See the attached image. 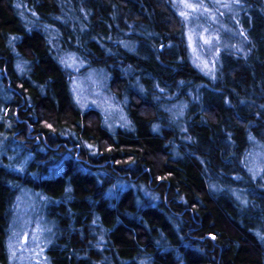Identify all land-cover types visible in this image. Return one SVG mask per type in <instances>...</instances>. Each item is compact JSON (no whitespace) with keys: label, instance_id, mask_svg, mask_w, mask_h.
<instances>
[{"label":"trees","instance_id":"trees-1","mask_svg":"<svg viewBox=\"0 0 264 264\" xmlns=\"http://www.w3.org/2000/svg\"><path fill=\"white\" fill-rule=\"evenodd\" d=\"M239 6L208 76L175 0H0V264L23 189L49 264H264V0ZM69 52L127 125L79 106Z\"/></svg>","mask_w":264,"mask_h":264},{"label":"rangeland","instance_id":"rangeland-1","mask_svg":"<svg viewBox=\"0 0 264 264\" xmlns=\"http://www.w3.org/2000/svg\"><path fill=\"white\" fill-rule=\"evenodd\" d=\"M175 2L179 14L181 11L190 13L188 18L180 16L186 27L193 64L206 75H213L221 51L237 45L233 38L241 37L242 32L238 29L241 16L239 3H235L234 0H221V3L231 4V8L228 9L215 3V0H203V4L211 9L209 14L202 10L193 12L191 9H185L180 0ZM191 2L199 4L201 0H191ZM69 56L74 57V63L68 60ZM61 61L73 74L71 80L73 95L82 109L100 110L105 123L113 129L128 124L124 108L110 93L108 78L104 76V73L102 74L96 68H90L72 52L63 54ZM65 61L68 62L65 63ZM6 138L4 136V140ZM2 147L4 148V144L0 145V150ZM260 154V145L253 144L249 163L256 173L261 172L262 169ZM15 157L16 154H8L9 160H14ZM37 200L36 194L26 189L20 192L17 199L9 237L13 264H49L46 254L51 243L49 232L51 227L42 221V217L37 213Z\"/></svg>","mask_w":264,"mask_h":264},{"label":"snow or ice","instance_id":"snow-or-ice-1","mask_svg":"<svg viewBox=\"0 0 264 264\" xmlns=\"http://www.w3.org/2000/svg\"><path fill=\"white\" fill-rule=\"evenodd\" d=\"M234 2L238 4L240 2V0H234ZM180 3L183 5V7L185 9H191L193 12H195L197 10H202L206 13H209V14L211 13V9L207 8V6L205 4H203V0H201V2L199 4L193 3V2H191V0H180ZM215 3L220 4L224 8H228V9L231 8L230 3H221V0H215ZM180 15L185 17V18H188L190 13L188 11H181ZM213 19H215L214 16H213ZM205 31H207V30L205 29ZM216 39H219V37H216ZM68 60L73 62V63L75 62V59L72 56H69ZM67 62L68 61H65V63H67ZM258 235H259V233H258ZM261 238L264 239V236H262Z\"/></svg>","mask_w":264,"mask_h":264}]
</instances>
